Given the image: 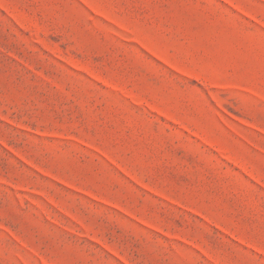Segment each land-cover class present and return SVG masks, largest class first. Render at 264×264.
<instances>
[{
	"label": "rangeland",
	"instance_id": "1",
	"mask_svg": "<svg viewBox=\"0 0 264 264\" xmlns=\"http://www.w3.org/2000/svg\"><path fill=\"white\" fill-rule=\"evenodd\" d=\"M0 264H264V0H0Z\"/></svg>",
	"mask_w": 264,
	"mask_h": 264
}]
</instances>
